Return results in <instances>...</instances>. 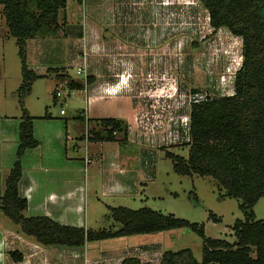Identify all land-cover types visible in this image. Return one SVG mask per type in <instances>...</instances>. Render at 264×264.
<instances>
[{
	"label": "rangeland",
	"instance_id": "374dc122",
	"mask_svg": "<svg viewBox=\"0 0 264 264\" xmlns=\"http://www.w3.org/2000/svg\"><path fill=\"white\" fill-rule=\"evenodd\" d=\"M109 1L99 0L100 8L93 17L74 0L76 11L71 13L70 24L61 10L58 30L49 35H42L41 30L28 45L27 52L25 46L27 68L42 75L32 81L23 105L18 94L24 81L21 60L0 5V117L21 118L26 111L33 117L37 138H45L60 128L64 130L66 125L69 139L63 152L67 158L56 166L63 174L74 168L75 178L86 193L84 212L90 231L119 228L110 216L109 207L132 210L148 207L203 225L206 237L235 241L232 226L237 219H244L240 200L228 197L225 189L210 176L177 174L165 152L169 148L172 153L187 157L188 146L184 144L187 129L182 123L185 119L189 123L191 104L233 93L234 74L242 61L241 39L225 28L214 30L198 0H128V8L115 12L106 10ZM113 15L122 18L116 26L110 21ZM90 25L95 27L92 29L95 34L87 44L85 32L90 31ZM78 38L84 39V43ZM93 44L92 52L88 47ZM73 52L75 56L69 59ZM112 53L118 54L112 58L117 63L108 58ZM37 64L43 71L34 69ZM61 66L63 73L79 81L83 89H89L86 77L95 73V88L105 80L112 83V88L106 87L109 90L105 96L114 91L123 95L94 102L88 108L87 96L95 95V91L73 89L71 92L60 75ZM78 66L84 69L85 75L76 73ZM114 74L118 76L114 78ZM132 106L135 122L131 119L130 124L138 129L131 140L89 139L91 130L99 128L100 119H120L123 113L125 116L130 113ZM168 131L180 137L176 139L177 144H171L173 147L165 139ZM139 135L143 137L138 138ZM88 142L102 143H96L94 150L87 147ZM82 146L84 150L76 151ZM117 151L123 154L121 158L130 159L128 170L131 172L138 170L144 161L148 163V178L137 182V193L118 199L102 195L108 184L100 173V165L105 166ZM252 211L255 219L264 220V196ZM210 213L219 220L214 221ZM137 244L152 248L147 253L151 260L164 251L185 248L192 251L197 261L202 257V239L189 228L94 240L87 242V247L97 251Z\"/></svg>",
	"mask_w": 264,
	"mask_h": 264
},
{
	"label": "trees",
	"instance_id": "16d2710c",
	"mask_svg": "<svg viewBox=\"0 0 264 264\" xmlns=\"http://www.w3.org/2000/svg\"><path fill=\"white\" fill-rule=\"evenodd\" d=\"M208 14L210 26L225 28L242 42V61L234 74L233 93L204 99L190 106L186 158L165 152L179 175L210 176L225 189L228 197L240 200L244 219L233 226L235 241L204 235L203 225L163 214L148 207L132 210L109 207L111 218L120 226L114 231H90L83 227L59 224L47 216L26 217L27 200L20 196L21 159L26 150L39 141L33 136V117L22 112L18 125L15 161L0 196V213L19 226L20 231L41 245L83 247L86 242L159 231L189 228L202 239V257L197 261L190 249L164 251L159 264H264V220L255 219L252 211L264 196V0H198ZM67 0H0L7 30L16 40L21 60L23 83L18 88L19 102L30 92L39 75L25 62V43L42 30L55 33L59 11ZM57 70V69H56ZM62 71L64 69H61ZM61 75V74H60ZM69 77L66 75H61ZM69 89H83L79 81L68 78ZM92 76L86 77V84ZM89 120V119H88ZM92 141H123L127 126L115 118H102ZM171 146V145H169ZM214 221V215L209 214ZM15 255V253H12ZM21 259V255L15 258ZM119 264H142L135 256Z\"/></svg>",
	"mask_w": 264,
	"mask_h": 264
},
{
	"label": "crops",
	"instance_id": "0c3cea01",
	"mask_svg": "<svg viewBox=\"0 0 264 264\" xmlns=\"http://www.w3.org/2000/svg\"><path fill=\"white\" fill-rule=\"evenodd\" d=\"M98 1L99 0H78L82 9L86 8V11L91 13L93 17H95V10L100 8V3ZM127 1L128 0H110L106 6V10L115 12L119 9L122 10L128 8ZM63 11L65 12L67 23L70 24L71 18H73V16L71 17V13L76 11L74 0H67L66 7ZM110 19L111 23L116 26L122 18L120 15H113ZM89 27L90 31L88 30L85 32L86 37L88 38L87 44L89 43V38L92 37V35L94 37L95 34L92 32V29L94 30L95 27L91 25ZM82 38L78 39H81L83 44L84 39L82 40ZM33 40L34 38L27 39V42L25 43L26 52L28 45ZM95 42L97 41L95 40ZM88 48H91L93 52L95 50V44ZM73 54L74 52L69 56V59H72L75 56ZM117 55L118 54L112 53L108 58H116ZM111 61H114V59ZM117 61L118 60L116 59L113 63H117ZM119 63L122 65L121 62ZM34 69L43 71L41 65L38 64L34 66ZM61 69H64V67L61 66ZM63 72L64 70L62 71V74H60L69 76L67 73L64 74ZM36 74L42 75L40 73ZM91 75L92 81L89 84V89H81L85 92L90 91L91 93L95 91V95L87 96L86 104L88 108L89 105L94 102H101L117 95H123L121 92L114 91L112 93L110 92L111 94H108L109 96H105V94H107V88H112V83L105 80L95 88V73H92ZM68 78L69 77L63 78L64 84L66 85L69 80ZM70 79L73 78L70 77ZM73 80L77 81L76 79ZM72 90L73 89H71V92ZM130 109L131 111L129 114H126L125 116L123 113V116L118 119L127 126L126 139L123 141L131 140L133 133H137L138 129L131 126L132 123L130 124L131 119L135 122L133 106L130 107ZM20 121L21 119L16 117H0V196L4 192L2 186L5 184V181L3 182L2 178L5 177L6 179L13 165V160L15 159V152L18 144V125ZM33 136L39 141V145L25 151L21 159L22 174L18 184L20 196L27 200V208L23 212L24 215L26 217L47 216L59 224L83 227L86 230H89L86 226L84 212L86 193L84 195L81 184L75 178L74 168H71V172L63 174L56 166L58 162L64 161L67 158L66 152H63V147L66 149L67 141L69 139L66 125L64 130L60 128L55 133L47 134L45 138H37L34 135L33 124ZM140 137L142 138L143 135L138 136V138ZM143 141H145V139H143ZM96 143L101 144L102 142H88L87 147L95 150L94 146ZM171 146L173 147V145ZM84 149L85 147L82 146L76 151L81 152ZM167 149L169 151V148ZM144 154L143 151L142 155ZM122 155L117 151L114 153L113 159L108 160L105 166H103V164L100 165L102 179L108 184L107 188L103 189L101 192L105 197L110 196L118 199L128 197V195H133V193L136 194L137 182L139 183L141 179L145 180L148 178V163L146 161L143 162L144 164L141 162L142 164H140L138 170L131 172L128 170L130 159L125 156L124 158H121L123 157ZM150 172H152V170ZM129 174H134V176ZM92 194H95V192ZM133 236L136 235H130L127 237ZM125 237L126 236L117 238L123 239ZM149 248L150 251H152V248L147 245L139 246V244H137L124 247L118 246L104 248L102 250L98 249L96 251L93 249L89 250L87 242L83 247L78 248L52 245L45 246L37 243L31 237L24 235L20 231L18 225L11 222L0 213V264H119L123 258L129 256L138 257L142 264H159L161 256L157 257L155 260L148 258L147 253L149 252ZM12 253H15V255H12ZM19 255H21V259L16 260L15 258Z\"/></svg>",
	"mask_w": 264,
	"mask_h": 264
},
{
	"label": "built area",
	"instance_id": "2783aa9c",
	"mask_svg": "<svg viewBox=\"0 0 264 264\" xmlns=\"http://www.w3.org/2000/svg\"><path fill=\"white\" fill-rule=\"evenodd\" d=\"M207 16H208V14H207ZM76 73H77V74H84V75H85V71H84V69H83L82 67H79V66L76 68ZM106 91L108 92V89H107ZM56 95L59 96V95H60V92H56ZM60 113H61V114H64L63 110H61ZM182 124H183V126H186V129H188L189 123L187 124L186 119L183 121ZM173 135H174V137H173ZM172 138H174L175 140L171 141ZM177 138H180V137L178 136V134H172L171 131H168L167 137H166L165 139H166V142H167L168 144H173V143L177 144V141H176ZM168 140H169V142H168ZM187 140H188V139H186V141H187Z\"/></svg>",
	"mask_w": 264,
	"mask_h": 264
},
{
	"label": "flooded vegetation",
	"instance_id": "af4514ba",
	"mask_svg": "<svg viewBox=\"0 0 264 264\" xmlns=\"http://www.w3.org/2000/svg\"><path fill=\"white\" fill-rule=\"evenodd\" d=\"M115 76H118V75L114 74L113 77L115 78ZM112 80H113V82H114L116 79H112Z\"/></svg>",
	"mask_w": 264,
	"mask_h": 264
}]
</instances>
